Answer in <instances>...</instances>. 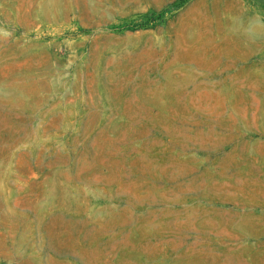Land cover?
I'll return each mask as SVG.
<instances>
[{"label":"rangeland","instance_id":"rangeland-1","mask_svg":"<svg viewBox=\"0 0 264 264\" xmlns=\"http://www.w3.org/2000/svg\"><path fill=\"white\" fill-rule=\"evenodd\" d=\"M0 264H264V0H0Z\"/></svg>","mask_w":264,"mask_h":264}]
</instances>
